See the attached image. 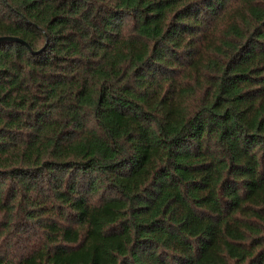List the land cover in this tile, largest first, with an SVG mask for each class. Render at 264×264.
Instances as JSON below:
<instances>
[{
    "label": "trees",
    "instance_id": "1",
    "mask_svg": "<svg viewBox=\"0 0 264 264\" xmlns=\"http://www.w3.org/2000/svg\"><path fill=\"white\" fill-rule=\"evenodd\" d=\"M0 264H264V0H0Z\"/></svg>",
    "mask_w": 264,
    "mask_h": 264
},
{
    "label": "water",
    "instance_id": "2",
    "mask_svg": "<svg viewBox=\"0 0 264 264\" xmlns=\"http://www.w3.org/2000/svg\"><path fill=\"white\" fill-rule=\"evenodd\" d=\"M16 41H19V42H22L24 43L29 49L31 52L32 49L29 47L28 43L26 41H24L22 38L20 37H13V36H0V43H5V42H16Z\"/></svg>",
    "mask_w": 264,
    "mask_h": 264
}]
</instances>
